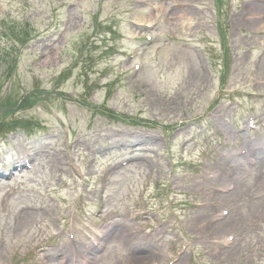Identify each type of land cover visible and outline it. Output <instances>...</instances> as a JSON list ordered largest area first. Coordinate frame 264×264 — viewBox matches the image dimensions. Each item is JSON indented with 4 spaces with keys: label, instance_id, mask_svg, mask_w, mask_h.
<instances>
[{
    "label": "rangeland",
    "instance_id": "1",
    "mask_svg": "<svg viewBox=\"0 0 264 264\" xmlns=\"http://www.w3.org/2000/svg\"><path fill=\"white\" fill-rule=\"evenodd\" d=\"M263 143L264 0H0V264H264Z\"/></svg>",
    "mask_w": 264,
    "mask_h": 264
},
{
    "label": "bare ground",
    "instance_id": "2",
    "mask_svg": "<svg viewBox=\"0 0 264 264\" xmlns=\"http://www.w3.org/2000/svg\"><path fill=\"white\" fill-rule=\"evenodd\" d=\"M263 145H264V143H263ZM112 146H113V144H112ZM248 149V148H247ZM253 152H256L255 153V156L254 157H256V156H258V152L255 150V151H253ZM250 155H251V152H250ZM233 157V156H232ZM253 157V158H254ZM262 159H263V157H262ZM238 167L240 166L239 164L237 165ZM262 179V178H261ZM234 189V188H233ZM236 189V188H235ZM234 189V190H235ZM230 196V194H228V195H225V197L226 198H228ZM221 215H223L224 216V218L223 219H221L222 221H221V223H219L220 221H217L216 222V225H219V226H221V229H222V227L224 226V225H229V224H231V223H234V221H235V216L232 214V213H228L226 210H225V212H222V213H220V215L219 216H221ZM120 225L122 226V224L120 223ZM72 229H75L74 227H71ZM116 234H118V231H116V232H114V235H116ZM104 237H108L107 236V233L106 232H101L100 231V233H99V235H97V237L95 238V242L98 240H100L101 238H104ZM70 239H74V235H71L70 236ZM91 240V239H90ZM39 243L40 242H43V240L42 239H40L39 241H38ZM87 242H85L84 243V241L83 240H80L79 242L77 241V240H74V241H72V242H70V245H71V248L68 246V250H66V251H64V252H61L62 254H59L60 255V258L62 259V260H64V261H73V260H80L81 262H83V261H87V259L85 258V256L81 253L82 252V250L83 249H85V247H86V244ZM78 245H81V249H79L78 248ZM84 252V251H83ZM139 251H137L136 253H138ZM134 254H135V252H134ZM133 254V255H134ZM137 257H140V258H135V261L137 262V261H139L140 259H143V257H141V256H137ZM70 264H79L80 262H78V263H71V262H69Z\"/></svg>",
    "mask_w": 264,
    "mask_h": 264
}]
</instances>
